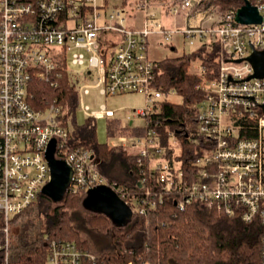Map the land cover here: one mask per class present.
I'll use <instances>...</instances> for the list:
<instances>
[{
	"label": "built area",
	"instance_id": "2783aa9c",
	"mask_svg": "<svg viewBox=\"0 0 264 264\" xmlns=\"http://www.w3.org/2000/svg\"><path fill=\"white\" fill-rule=\"evenodd\" d=\"M201 1L181 0L176 5L170 0L157 4L140 0L138 8L145 14L146 23L142 29L132 30L124 27L121 12L104 15L106 2L0 0V264H11L12 216L29 207L51 181L46 154L52 141L56 143L55 157L65 161L73 172L67 193L88 192L107 185L130 205L127 189L110 182L99 171L90 151L71 148L69 132L60 120L61 107L52 104L45 111L31 107L28 90L31 79L50 82L58 65H67L69 51L84 49L88 56L85 52H75L73 63L88 64L87 76L97 71V87L102 95L145 93L148 105L136 110V114L147 126L148 117L158 111L159 100L170 94L154 85L158 62L148 56V38L161 33L169 42L179 31L191 45L196 42L219 45L218 77L204 87L207 98L199 105L197 115L198 135L211 144L212 150L194 160V164L201 166L195 175L184 172L179 162L164 158L166 147L155 129L147 128L142 137L119 136L120 144L116 146L135 150L141 171L157 180L164 192L181 196L176 202L181 211L199 200L229 216L237 215L245 223L258 221L263 228L264 264V112L261 108L264 78L247 80L255 73L248 57L253 50H264V0H249L263 16L261 23L253 24L238 23L237 11L231 9L225 14L217 12L214 20L210 17L207 22L210 25L167 30L156 21V13L151 10L153 6H161L167 7L170 15L189 16ZM108 32L120 34L122 42L103 37ZM196 63L194 71L205 73L201 63ZM78 89L79 105L88 117L115 118V110L106 104L99 112L92 113L84 102L90 86L84 84ZM240 118L255 123V137H240L243 130ZM127 123L134 126L133 120ZM168 132L170 147L178 144L177 133L190 138L183 129ZM145 179L141 180V187ZM154 191L157 190L144 188L141 206L136 202L138 213L146 212L145 205L155 209L158 202L162 203L163 194ZM84 255L95 260V255L74 243L51 241L46 264H82Z\"/></svg>",
	"mask_w": 264,
	"mask_h": 264
},
{
	"label": "trees",
	"instance_id": "16d2710c",
	"mask_svg": "<svg viewBox=\"0 0 264 264\" xmlns=\"http://www.w3.org/2000/svg\"><path fill=\"white\" fill-rule=\"evenodd\" d=\"M128 1L124 0V5ZM180 1L175 0L174 4ZM243 5V0H202L191 12L216 7L219 14H225ZM218 52L216 42L204 43L192 53L158 62L154 85L165 93H176L183 102L160 100L158 111L148 117L144 127L123 126L120 120L109 119L108 135L142 137L147 128L155 129L166 147L164 158L179 162L184 172L196 175L201 166L194 164V160L212 150L211 144L198 135L197 115L199 105L207 98L204 87L218 77ZM195 62L201 63L205 73L191 72ZM55 70L50 82L31 79L28 86L31 107L35 111H45L52 104L61 107L60 120L69 132L71 148L90 151L99 171L110 182L127 189V201L135 214L127 225L116 226L105 213H89L83 206L87 191L67 193L59 203L40 194L23 212L11 218V264H46L51 241L71 242L95 255V260L84 255L82 264H263V228L258 221L245 223L239 216H229L199 200L181 211L176 205L181 196L164 192L157 180L142 172L136 152L100 142L95 118L87 117L83 124L78 123L77 85L64 64ZM239 121L243 128L241 138L256 136L254 122L245 118ZM177 129H183L190 138L177 133L178 144L170 147L168 131ZM142 179L146 182L141 187ZM145 187L156 189L154 192L162 193L163 198L157 208L145 205L146 212L140 214L136 202L141 206Z\"/></svg>",
	"mask_w": 264,
	"mask_h": 264
},
{
	"label": "rangeland",
	"instance_id": "374dc122",
	"mask_svg": "<svg viewBox=\"0 0 264 264\" xmlns=\"http://www.w3.org/2000/svg\"><path fill=\"white\" fill-rule=\"evenodd\" d=\"M104 2H106V6L103 10L104 15H111L118 11L122 13L124 10L125 12L122 13V15H124L126 20L129 21V19H131L130 17L134 16V14H137V17L140 16L139 15L140 13L144 14L143 11L138 8L139 0H129L126 5H124V0H97V3L99 4ZM153 2L155 3L156 0ZM170 3L171 4L175 3V0H170ZM132 9L135 11H133ZM151 10L157 13L156 21L159 22L163 27L170 28L173 26L174 24L173 17L170 16L168 17L165 13L162 12L160 8L151 9ZM204 12H206L207 14L203 12H197V13L191 12L190 20L186 19L185 17H180L181 19L179 20L182 21L181 25L184 28L188 22V25L191 27L199 26L203 23L202 21L206 17L207 18L212 17L214 20V18H216L218 9L216 7H213V9ZM207 22L208 20L204 22V26L208 24ZM131 24L133 25L132 21ZM159 44L160 45L155 49L153 50H151V48L149 49L151 59L152 60L154 59V61L157 60L161 61L167 57L180 56L182 54L192 53L200 47L201 43L196 42L195 45H191L185 37H182L180 35H174L169 42H165L164 40L162 42H159ZM173 47L175 48V51H172ZM75 52H85L86 56H88L87 52L84 49H73L72 51H69L67 57V65H66L67 71L71 79L76 83L77 90H79L78 88L84 84H88L90 86L89 94L84 96V102L86 105L90 107V111L92 113L99 112L101 110L102 105L106 104L110 109H113L116 112V116L113 119L120 120L123 126L129 124L127 123V121L130 122L131 120H133L134 126L144 127L145 122L140 116L136 114V110L147 107L148 103L145 93L131 92V93H124L110 97L102 95L100 88L97 87V81L99 77L97 71L94 70L91 76H87L86 73H88L89 71L87 69L88 64L86 66H81L73 63V54ZM154 52L157 53L154 54ZM196 64L197 63H193V67H191V72L194 71V65ZM166 99L169 102L176 104H181L183 102L182 97L174 92H170V94ZM87 117L88 116L86 115L85 111L83 110L81 105H79V107L77 108L78 123L83 124L86 121ZM108 120H109L108 118H102V117L96 118L97 134L100 142L107 143L108 145L113 147L120 144V142L118 141L119 136L110 137L108 135V130H107ZM132 152H135V150H132ZM123 178H125L124 175ZM81 209L83 212L84 211L87 212L84 209V207H82ZM89 213H93V212L89 211Z\"/></svg>",
	"mask_w": 264,
	"mask_h": 264
},
{
	"label": "water",
	"instance_id": "95a60500",
	"mask_svg": "<svg viewBox=\"0 0 264 264\" xmlns=\"http://www.w3.org/2000/svg\"><path fill=\"white\" fill-rule=\"evenodd\" d=\"M244 5L237 10L236 20L241 24L261 23L263 16L258 9L250 3L249 0H243ZM248 60L254 67L252 78H264V50L256 51L248 57ZM238 60L237 62H240ZM264 112V103L261 104ZM56 143L50 144L46 158L51 170V181L43 188L42 194L53 200L55 203L62 202L67 193V189L72 180V169L63 160L55 157ZM83 206L94 213H105L116 226H125L133 218V210L112 188L107 185H100L91 188L83 202Z\"/></svg>",
	"mask_w": 264,
	"mask_h": 264
},
{
	"label": "crops",
	"instance_id": "0c3cea01",
	"mask_svg": "<svg viewBox=\"0 0 264 264\" xmlns=\"http://www.w3.org/2000/svg\"><path fill=\"white\" fill-rule=\"evenodd\" d=\"M153 1H155V0H152V2ZM161 1H163V0H156V2L154 3V4H157V2H161ZM157 8H160L161 10H162V12L163 13H165L168 17L170 16V17H173V19H174V24H173V26L172 27H170V28H165V27H163L164 29H167V30H184L185 28H187L189 25H188V22H187V25H185V27L183 28V26L181 25V23H182V21L181 20H179V19H181L180 17H185L186 19H188V20H190V17H191V13H190V15L188 16H186V15H183V13L181 14V15H177V16H173V15H170V13L169 12H167L166 10H167V7H161V6H158V7H156V6H153V9H157ZM133 10V9H132ZM133 11H135V10H133ZM125 11L123 10V12L122 13H124ZM155 12V11H154ZM156 13V12H155ZM193 13V12H192ZM203 13H206V12H204L203 11ZM157 14V13H156ZM207 14V13H206ZM140 16L139 17H137V14H134V16H131L130 18L131 19H129V21H127L126 20V18L124 17V15H122V18H124V27L125 28H128V29H132V30H140V29H142L143 27H144V25H145V23H146V18H145V14H142V13H140L139 14ZM143 18H144V20H143ZM206 20H209V18H205L202 22V24L204 25V22H206ZM131 21L133 22V25L131 24ZM201 24V25H202ZM128 25V26H127ZM201 25H199V26H201ZM191 27V26H190ZM194 27H196V26H194ZM174 35H180V36H182V37H185V35L183 34V32H181V31H179V32H176L175 34H173L172 36H171V38L174 36ZM103 37H105V38H109V37H112V39L114 40V41H116V42H118V43H121L122 42V36L120 35V34H118V33H113V32H108V33H104L103 34ZM186 38V37H185ZM165 40V38H164V35L163 34H161V33H153V34H151L150 36H149V38H148V56H149V58L151 59V56H150V51H149V49L151 48V50H153V49H155L156 47H158L160 44H159V42H162V41H164ZM171 40V39H170ZM165 42H167L166 40H165ZM172 51H175V48L173 47L172 48ZM155 53H157V52H154V54ZM152 55V54H151ZM183 55V54H182ZM182 55H180V56H182ZM153 56V55H152ZM173 57H179V56H173ZM173 57H167V58H173ZM167 58H165V59H167ZM165 59H163V60H165ZM152 60V59H151ZM163 60H161V61H163ZM153 61H154V59H153ZM161 61H158L157 60V62H161ZM196 63V62H195ZM192 67H193V65H192Z\"/></svg>",
	"mask_w": 264,
	"mask_h": 264
},
{
	"label": "bare ground",
	"instance_id": "6f19581e",
	"mask_svg": "<svg viewBox=\"0 0 264 264\" xmlns=\"http://www.w3.org/2000/svg\"><path fill=\"white\" fill-rule=\"evenodd\" d=\"M55 72L57 73V71L55 70Z\"/></svg>",
	"mask_w": 264,
	"mask_h": 264
}]
</instances>
